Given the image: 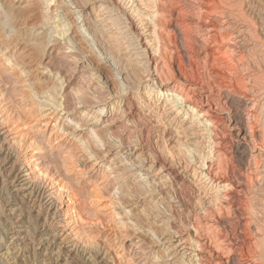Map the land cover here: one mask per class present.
<instances>
[{"label":"bare ground","instance_id":"6f19581e","mask_svg":"<svg viewBox=\"0 0 264 264\" xmlns=\"http://www.w3.org/2000/svg\"><path fill=\"white\" fill-rule=\"evenodd\" d=\"M245 7L0 0V71L22 80L40 114L95 166L90 172L115 173V215L154 261L264 264V71L259 51L247 56L261 38ZM56 40L102 93L64 94L65 79L43 65ZM8 134L0 129V257L12 261L0 264H29L19 260L25 248L30 264H116L102 246L68 239L61 193L80 220V191L63 183L53 193L48 180L31 177Z\"/></svg>","mask_w":264,"mask_h":264},{"label":"rangeland","instance_id":"374dc122","mask_svg":"<svg viewBox=\"0 0 264 264\" xmlns=\"http://www.w3.org/2000/svg\"><path fill=\"white\" fill-rule=\"evenodd\" d=\"M244 4L247 6L245 7L246 14L252 20L254 19L255 26H257L255 28L257 33L260 32L258 36L261 40L259 41L260 43L256 42L257 40L255 39L254 41L253 39L251 40V43L255 44V47L252 48L253 50L256 49L255 51L251 50V48L248 49V45L245 43L239 44L240 48L242 47L245 51L248 49L250 54L247 53V56L250 55L249 57L254 56L259 51L258 56L255 55L252 59L261 55L260 58L255 60L257 62L260 59L264 61V52H262L264 51V0H244ZM245 41L249 43L247 36ZM55 43L54 47L45 52L43 65L59 72L61 77L65 79L64 87L67 90L64 94H76L75 88H82L90 92L94 91L97 94L102 93L98 87L100 85L96 86V80H93V77L77 62L79 57L66 50V46L61 41L56 40ZM1 61L0 58V69H3L4 66ZM261 61L259 62L261 63L259 66L262 67L260 70L264 71V62ZM254 68L251 66L252 71L255 70ZM11 73L9 70L6 72L5 70L0 71V129L8 131V145H13L19 150L17 160L25 163L27 168L31 169V177L48 180L47 185L49 184V189L53 193H56L58 188H60L59 186H62L63 183L65 185L70 183V186L73 184L71 187L74 186L80 191L79 199L83 202L84 214L82 219H78L79 221L76 220L77 217L76 213L73 212L75 211L73 207L67 206L68 199L65 197L66 194L61 193L63 196H61L62 205L60 208L64 212L63 214L67 215L65 218V231L66 235L69 234L70 236L68 239L75 240L81 247L85 248L91 247L93 244L102 246L109 250L112 257H116V264L163 263L154 261L151 246L149 247L143 240L129 234L130 232L123 229L124 227L120 225L115 215V207H113L115 199H113L114 195L112 194L116 178H111V174L115 175V173L106 172L103 167L95 168L90 172L95 166L92 162H89L87 156L84 155L85 153L79 151L75 142L70 138L62 139V136L55 129L56 126L53 127V124H55L54 120L40 114L36 107L37 103L30 97L22 80L18 81L17 75ZM99 96L101 97L102 95ZM263 96L264 94H261L258 99L261 105L258 108L261 107L259 113L261 122L264 125ZM30 144H33V146L30 147ZM79 159L82 160V165L77 163ZM51 160H55V162ZM54 163L57 164V167ZM52 166L56 167L57 171ZM38 169H40L39 171L42 170L43 174H39ZM263 193H261V197L264 196ZM4 231L1 228L0 236L4 235ZM27 251L25 248L18 252L20 254H18L20 256L19 260L27 261L30 264L29 260L32 259V253L30 250L28 251L29 253ZM3 258H7V261ZM11 258V255L0 257L2 262L5 263H10L12 261ZM69 264L77 263L72 262Z\"/></svg>","mask_w":264,"mask_h":264}]
</instances>
